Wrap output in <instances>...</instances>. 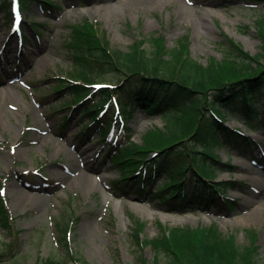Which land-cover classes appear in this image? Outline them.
Masks as SVG:
<instances>
[{"label":"rangeland","instance_id":"1","mask_svg":"<svg viewBox=\"0 0 264 264\" xmlns=\"http://www.w3.org/2000/svg\"><path fill=\"white\" fill-rule=\"evenodd\" d=\"M54 1L64 5L62 11L46 14L38 0H29L21 8V29L12 27L0 10V79L7 80L0 81V191L19 229L12 248L10 234L0 229V247L8 253L0 264H35L66 255L59 243L65 224L71 246L82 258L66 264H142L140 253L149 264L155 250L135 244L133 217L145 223L141 233L147 238L157 236L163 227L217 223L245 245L250 242L249 231L254 230L259 258H264L263 157L255 163L249 153L230 146L219 149L225 161L226 153L230 154V163L218 165L215 179L237 182L235 189H227L233 207L220 213L202 208L173 212L148 196L123 197L111 188L121 169L108 160L102 163L106 143L97 141V134L81 136L85 121L79 116L65 120L70 108L53 93L57 78L72 68L64 45L72 23L96 22L110 46L122 50L136 38L146 39L144 46L149 48L152 35H163L170 49L186 35L191 55L208 64L226 56L228 37L251 54L260 51L257 21L264 16V4L250 0H232L227 5L219 0ZM31 21L37 34L30 29ZM11 74L21 78H9ZM228 123L243 127L237 119ZM129 125L134 139L141 141L143 133L163 127L165 121L137 110ZM247 134L262 141L264 150V125ZM244 166L250 171H242ZM165 180L164 176L160 181ZM165 262L163 258L161 263Z\"/></svg>","mask_w":264,"mask_h":264},{"label":"trees","instance_id":"2","mask_svg":"<svg viewBox=\"0 0 264 264\" xmlns=\"http://www.w3.org/2000/svg\"><path fill=\"white\" fill-rule=\"evenodd\" d=\"M12 1L0 0L6 21L12 20ZM38 1L48 14L63 9L58 1ZM219 1L227 5L232 0ZM18 2L23 8L29 0ZM30 26L37 29L35 23L30 22ZM257 27L261 38L258 53L251 54L228 37L226 56L204 64L191 55L186 35L170 49L163 35H152L149 48L144 46L146 39L136 38L127 50H122L110 46L96 22L85 19L71 24L64 45L72 68L68 75L57 78L53 93L72 111L89 118L86 131L100 132L105 141L119 128L115 102L123 120L141 109L165 121L163 127L143 133L141 141L129 133L124 138L116 137L105 154V160L123 170L112 180L114 191L125 196L135 191L148 194L172 211H184L191 205L206 211L233 207L227 189L235 188L237 182L215 179V169L222 162L217 151L229 145L245 152L254 143L241 126H229V118L241 120L248 128L264 122V16ZM99 83L108 86L97 87ZM164 176L168 181L159 183ZM1 184L0 179V188ZM134 184L138 186L135 191ZM133 221L135 244L141 248L151 245L155 250V259L149 264H162L163 258L165 264H264L254 230L249 231L250 242L245 245L238 243L234 234L224 233L217 223L163 227L157 236L147 238L141 233L145 223L137 217ZM0 229L10 234L8 246L12 248L19 229L2 194ZM62 231L59 243L66 255L59 259L47 257L35 264H66L82 259L71 246L68 225ZM7 254L0 247V261ZM139 259L142 264L148 263L141 253Z\"/></svg>","mask_w":264,"mask_h":264},{"label":"bare ground","instance_id":"3","mask_svg":"<svg viewBox=\"0 0 264 264\" xmlns=\"http://www.w3.org/2000/svg\"><path fill=\"white\" fill-rule=\"evenodd\" d=\"M241 170H242V171H250V168H249L248 166H244V168L242 167ZM263 205H264V203H261V206H263ZM133 208H134L137 212H141V211H142L141 207L133 206Z\"/></svg>","mask_w":264,"mask_h":264},{"label":"snow or ice","instance_id":"4","mask_svg":"<svg viewBox=\"0 0 264 264\" xmlns=\"http://www.w3.org/2000/svg\"><path fill=\"white\" fill-rule=\"evenodd\" d=\"M17 20H19V16H17ZM0 194H2V193H0Z\"/></svg>","mask_w":264,"mask_h":264}]
</instances>
